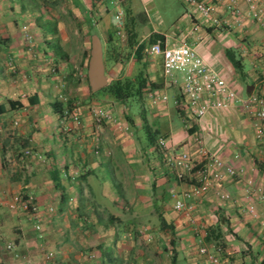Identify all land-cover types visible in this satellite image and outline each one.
<instances>
[{
    "label": "crops",
    "instance_id": "obj_1",
    "mask_svg": "<svg viewBox=\"0 0 264 264\" xmlns=\"http://www.w3.org/2000/svg\"><path fill=\"white\" fill-rule=\"evenodd\" d=\"M239 1L244 14L246 5ZM168 2L177 9L173 20L160 12ZM118 7L136 18L140 43L150 46L158 35L163 47L187 44L244 98L264 97V28L246 18L234 25V16L222 6L213 22L182 0H0V105L14 104L0 115V243L14 246L10 252L0 250V264H22L23 258L47 264L49 252L55 253L50 264H201L199 241L212 247L217 236L220 264H264V202L257 194L247 197L249 181L264 189V140L255 139V120L240 106L196 118L186 106L183 74L176 73L177 83L164 90L159 56L142 54L138 62L135 50L122 45L123 63L106 58ZM72 23L84 28L77 65L68 51ZM89 26L101 41L109 83L129 78L130 67L139 65L167 101H149L141 116L112 101L93 99L86 77L93 36ZM116 37L123 42L125 33ZM57 40L69 61L55 53ZM227 49L237 50L248 64L247 77L236 72ZM71 73L75 78L69 84ZM62 95L78 106L81 125L54 112ZM91 102L110 110L117 123L98 128L88 109ZM146 127L166 138V149L148 144ZM196 135L237 176L193 201L191 224L174 210V195L189 190L192 181L178 180L169 159L186 152L202 164ZM223 192L230 199L222 200ZM14 195L33 198L40 233L27 212L9 209ZM250 203L256 215L247 212Z\"/></svg>",
    "mask_w": 264,
    "mask_h": 264
},
{
    "label": "built area",
    "instance_id": "obj_2",
    "mask_svg": "<svg viewBox=\"0 0 264 264\" xmlns=\"http://www.w3.org/2000/svg\"><path fill=\"white\" fill-rule=\"evenodd\" d=\"M70 1V0H65ZM185 4L192 7L202 18L213 20L219 6H222L234 16V25L241 26L243 18L249 19L254 24H258L264 28V1L261 0H244L246 11L242 13L239 0H182ZM123 17L124 12L121 8H117L114 19L117 23L118 35L123 38ZM214 22V20H213ZM24 34L27 41L32 42L33 36L30 34L28 27H24ZM146 56H159L162 60L164 74V90L171 89L176 83V73L183 74V95L186 100V106L196 118H204L211 110H234L237 106L250 117L255 120V139L262 143L264 140V97L252 94L244 98L238 91L219 74H217L211 66L201 57L194 49L187 44H181L176 47L168 48L160 44H152L143 50ZM10 67L13 66L12 60L9 62ZM55 72V70H54ZM264 79V76L262 77ZM146 97L152 103L157 105L160 102H166L168 96L165 93L158 91H147ZM62 101L66 98L60 96ZM75 110L67 114V117L72 118L76 125H81L80 116L76 113L77 105H74ZM89 112L94 120L95 125L100 128L105 123H117V119L99 103L91 102L88 106ZM17 125V123H15ZM118 129L128 131V128L122 127L119 124ZM194 143L197 147L198 154L202 158V164L195 163L191 156L186 152H181L178 155L171 156L169 162L176 172V177L180 181L190 179L192 186L189 190L183 191L179 195H174V210L177 213L184 214L188 221L195 223L194 215L195 206L194 200L202 197L214 187L221 188L222 183L227 178H235L237 176L236 169L225 163L222 159L212 154L205 146L203 139L196 135ZM161 149H166L167 142L165 139H160L158 143ZM262 154V150H260ZM30 155V151L25 152ZM247 188V197L257 194L264 202V189L255 187L249 181ZM222 200L230 199L227 193H220ZM11 211L22 210L27 212L30 220L34 224L35 231H42L39 222V208L35 204L33 198L27 197L24 199L21 195H14L9 203ZM53 212V208L49 209ZM247 212L251 215H256L254 204L250 203L247 207ZM150 240V239H149ZM264 240V235H263ZM199 255L202 257L201 264H220L222 248L220 245L213 244L212 247L207 246L203 240L199 241ZM13 243H0V250L12 251ZM55 257L54 252L46 254V263L50 264ZM22 264H35L29 258H23Z\"/></svg>",
    "mask_w": 264,
    "mask_h": 264
},
{
    "label": "trees",
    "instance_id": "obj_3",
    "mask_svg": "<svg viewBox=\"0 0 264 264\" xmlns=\"http://www.w3.org/2000/svg\"><path fill=\"white\" fill-rule=\"evenodd\" d=\"M124 33H125V39L123 42L121 40H115V37L117 35H110L109 37V42L108 46L105 49V57L109 59L113 57L115 63H123L125 61V54L122 51V45H124L125 48L128 50L134 51L135 50V55H136V60L138 62H141L142 59V54L144 48L147 46V44L140 43V36H139V31H138V24L137 20L135 17H132L130 12L128 10H124ZM89 33L90 36L96 34L94 28L89 26ZM118 38V37H116ZM149 44H160L161 46H164V39L162 36L155 35L153 38L150 40ZM53 49L56 54H60V56L63 54L64 60L69 61V55L67 52H65L62 47L61 43L59 40H57L53 44ZM130 52L128 54H130ZM226 57L230 61V63L233 65L234 69L236 70L237 73L240 74L242 78L247 77V73L245 71V64L244 60L239 55L237 50L234 49H227L225 51ZM90 54L89 52L86 53V58L89 59ZM87 77V76H86ZM75 78L74 74L71 73L69 75V78L67 82L70 84L73 79ZM160 87L149 81L147 75L145 72L142 70L139 72V74L134 77V78H120L117 80H112L107 87L104 89H101L99 91L93 92L91 91V96L92 98H96L99 100L101 103H106L108 101H112L114 103L123 105L124 108L129 110V105L128 102L131 99H143V95L146 96V92L151 90V91H156ZM66 90H64L65 92ZM259 96V95H258ZM14 104L9 102L8 105H0V115H3L6 113L8 110L13 109ZM53 110L54 112L59 115L60 117H67V114H70L75 110L74 107V101L71 99H67L65 102L62 101H57L56 103L53 104ZM180 107V104H179ZM141 116H145L146 114V108L143 107L141 111ZM148 128L146 127V131ZM148 131L146 132V134ZM149 135V136H148ZM158 134V132H149L147 134V142L148 144H152V146H158L159 140L160 139H166V138H161ZM161 149V148H160ZM55 181H57L56 178H54ZM27 196L24 197L26 199ZM54 210V209H53ZM50 212V211H49ZM54 212V211H53ZM50 212V213H53ZM215 233V231H214ZM220 236H217L214 239L215 245H220L218 241H216ZM208 240H210V237H208ZM219 240V239H218Z\"/></svg>",
    "mask_w": 264,
    "mask_h": 264
},
{
    "label": "rangeland",
    "instance_id": "obj_4",
    "mask_svg": "<svg viewBox=\"0 0 264 264\" xmlns=\"http://www.w3.org/2000/svg\"><path fill=\"white\" fill-rule=\"evenodd\" d=\"M158 1L163 2V0H158ZM163 7H162V10H160V12H162V14L167 18V20H169V19L173 20V17L176 16V14H177L176 6L173 3L170 2V4H169V2H168V4L164 3ZM69 18H70V16H69ZM74 18L71 16L72 21ZM70 28H71V31H69V35H70L71 41H70V47H69L68 51L73 56L72 60H73L74 64L77 65L79 63V60L77 59L78 54H81L82 50H83V47H82L83 44H82V42H80V39L82 38L81 32L84 28L82 29L81 26H79L77 24H73V23L70 26ZM110 35H117V37H120L118 35V29L117 28H116V31L114 30V28H112L110 31ZM106 64H107V67L109 68L108 61L106 62ZM247 66H248V64H245V68H247ZM140 71H142V68L139 65H134V66L130 67V73L131 74L128 77L134 78L139 74ZM149 103H150L149 99L145 95H143L142 100L137 99V98L131 99L128 102V105H129L128 111L131 114H137L138 115L141 113L143 107L148 108ZM108 112H111V111L109 110ZM117 191H119V188L115 189V193Z\"/></svg>",
    "mask_w": 264,
    "mask_h": 264
},
{
    "label": "water",
    "instance_id": "obj_5",
    "mask_svg": "<svg viewBox=\"0 0 264 264\" xmlns=\"http://www.w3.org/2000/svg\"><path fill=\"white\" fill-rule=\"evenodd\" d=\"M87 79L93 92L108 86V78L105 74L104 54L102 44L97 35L91 39L90 58L87 69Z\"/></svg>",
    "mask_w": 264,
    "mask_h": 264
}]
</instances>
